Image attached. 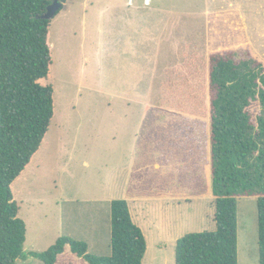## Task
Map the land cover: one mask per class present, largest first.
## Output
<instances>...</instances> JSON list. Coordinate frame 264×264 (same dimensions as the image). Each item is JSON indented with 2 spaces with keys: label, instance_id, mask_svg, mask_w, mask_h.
Listing matches in <instances>:
<instances>
[{
  "label": "rangeland",
  "instance_id": "374dc122",
  "mask_svg": "<svg viewBox=\"0 0 264 264\" xmlns=\"http://www.w3.org/2000/svg\"><path fill=\"white\" fill-rule=\"evenodd\" d=\"M51 30L56 113L12 187L28 228L17 264H43L29 252L62 235L110 255L111 201L125 198L136 151L158 158L156 184L164 174L170 184L165 200L132 203L148 243L143 263L177 264L179 238L216 230L210 134L207 155L200 117L157 109L188 105L186 84L201 91L213 50L245 59L249 47L264 61V0H67ZM62 259L90 264L70 248ZM259 261L257 196H240L238 264Z\"/></svg>",
  "mask_w": 264,
  "mask_h": 264
},
{
  "label": "trees",
  "instance_id": "16d2710c",
  "mask_svg": "<svg viewBox=\"0 0 264 264\" xmlns=\"http://www.w3.org/2000/svg\"><path fill=\"white\" fill-rule=\"evenodd\" d=\"M53 2L0 0V264H17L25 256L28 228L12 187L40 150L56 113L55 87L48 81L52 19L46 17ZM236 52L211 51L207 71L199 76L201 91L188 82V105L168 106L194 115L207 108L211 120L216 230L179 238L177 264H238V198L246 195L257 196L259 264H264V61L249 47L248 58ZM147 244L128 201L118 198L111 202L110 255L94 254L86 241L67 235L29 254L56 264L69 246L90 264H144Z\"/></svg>",
  "mask_w": 264,
  "mask_h": 264
},
{
  "label": "crops",
  "instance_id": "0c3cea01",
  "mask_svg": "<svg viewBox=\"0 0 264 264\" xmlns=\"http://www.w3.org/2000/svg\"><path fill=\"white\" fill-rule=\"evenodd\" d=\"M134 49H135V47H134ZM135 50L139 51V48L136 47ZM137 56H139V55H137ZM134 60H135V58H134ZM136 63H138L137 59H136ZM137 65L139 66V63ZM162 108L163 109H157V110H160V112H162V113H166L167 111L173 112V111L168 110V109H170V110L190 114L189 112L181 111L180 109H173L170 107H163V106H162ZM152 109H153V111H152ZM154 109H155L154 107L153 108L150 107V109H148L149 111H146V113L147 114L150 112L154 113ZM165 110H167V111H165ZM208 112L209 111L207 110V108H204V111H201L200 115L191 114L193 116H198V117L202 118V119L199 118L198 120L203 122L204 129L206 131V136L204 138L202 135L200 145L203 147L204 152H207V155H208L207 136H208V134L211 135V120H210V116L208 115ZM182 118H185V119L192 121V119L190 117H182ZM154 119H156L155 116H154ZM164 119L165 118H162V120H164ZM166 119H168V118H166ZM193 120H195V119H193ZM199 121H196V122H199ZM210 148H211V142H210ZM136 152L139 154V158L137 161H136V159L134 160V162L132 163L133 167H132L131 171L128 173V175H125L123 177V179H122L123 181L121 182V188L123 189L122 193L124 192V196H125V198H121V199H126L128 201L129 206H130V211L132 214V218H133V212H134L132 203H135L138 200H144V199L146 200V199L158 198L160 200H165L163 197L167 196V192H170V184L168 183L169 179L167 180V177H164L165 174L162 177L161 183L159 185L156 184L155 169L160 166V162L157 160L158 158L156 159V158L151 157V155L147 152H141V153L138 151H136ZM137 153L135 156H137ZM167 186H169V189H167L168 188ZM133 220L135 222L134 218H133ZM87 241H88V245H89V250H91L90 242H89V240H87ZM68 248H70V247L67 246L66 250L58 256L56 264H65L62 261L63 260L62 258H63V256H65Z\"/></svg>",
  "mask_w": 264,
  "mask_h": 264
},
{
  "label": "water",
  "instance_id": "95a60500",
  "mask_svg": "<svg viewBox=\"0 0 264 264\" xmlns=\"http://www.w3.org/2000/svg\"><path fill=\"white\" fill-rule=\"evenodd\" d=\"M66 0H54V2L48 7L47 18L53 19L57 12L63 7Z\"/></svg>",
  "mask_w": 264,
  "mask_h": 264
}]
</instances>
